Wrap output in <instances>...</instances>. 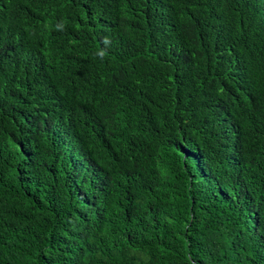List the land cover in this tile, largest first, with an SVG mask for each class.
<instances>
[{
  "label": "trees",
  "instance_id": "trees-1",
  "mask_svg": "<svg viewBox=\"0 0 264 264\" xmlns=\"http://www.w3.org/2000/svg\"><path fill=\"white\" fill-rule=\"evenodd\" d=\"M0 264H264V0H0Z\"/></svg>",
  "mask_w": 264,
  "mask_h": 264
}]
</instances>
